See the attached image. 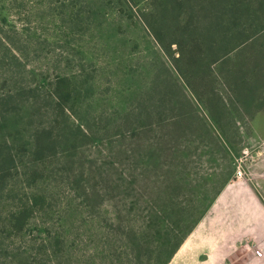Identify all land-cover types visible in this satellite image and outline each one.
Returning a JSON list of instances; mask_svg holds the SVG:
<instances>
[{
  "label": "trees",
  "instance_id": "1",
  "mask_svg": "<svg viewBox=\"0 0 264 264\" xmlns=\"http://www.w3.org/2000/svg\"><path fill=\"white\" fill-rule=\"evenodd\" d=\"M110 3L63 2L44 30L4 32L20 58L0 77V264H169L236 178L226 119L241 133L247 83L216 65L249 43L264 51V0H118L155 59L136 63L134 93L113 111L100 86L113 45L95 42L88 59L80 44ZM250 86L258 101L264 81ZM204 156L224 160L211 178L195 165Z\"/></svg>",
  "mask_w": 264,
  "mask_h": 264
},
{
  "label": "rangeland",
  "instance_id": "2",
  "mask_svg": "<svg viewBox=\"0 0 264 264\" xmlns=\"http://www.w3.org/2000/svg\"><path fill=\"white\" fill-rule=\"evenodd\" d=\"M117 1L111 0V6L103 7L100 11L98 38L89 36L85 41H80V44L83 46L82 52L84 51L88 59L92 58L90 47L95 42H98L100 47H102L103 42L106 40L113 45L112 59L109 56H105L101 65L105 73L101 75L100 86L103 88V98L106 99L105 105L109 108V111L122 108L131 99L134 93V68H137L136 63L143 60L150 61L152 58L155 59L151 40H149L145 33L143 34V31L135 22L136 20L138 21L137 15H134L133 21L125 19L123 13L126 8L120 9L116 7ZM63 2H66L68 9H72L71 11L73 12L78 10L80 6H83L84 10L88 11L89 0H0V77L6 74V62L13 63L20 58L18 52L8 44L4 37V32L11 30L13 25H17L19 28H38L44 30L47 22V18H42L44 13L52 9L62 8ZM41 22L43 25H41ZM84 27L87 26L85 25ZM140 33L142 34L141 37ZM84 36L79 37L82 39ZM261 37L258 36L259 40L264 39V34ZM249 44L246 47L248 50L246 55L241 48L234 55L235 57H228L226 61L218 63L216 70L217 72L225 73L232 69V71L236 72V76H240V74L244 76V82L247 83V85L244 83L243 87L245 90L243 92L245 91L248 94H240V105L244 107V111L241 109L244 114V128L241 130V133L238 134L237 129L232 127V118L228 119V121L226 119L229 125V133L231 132L233 140H236V143L232 147L236 166L240 163L246 174L244 178L236 177L232 180L243 179L245 181L246 193L251 194L249 197L258 199L259 204L263 203L264 205V94L261 93L259 96H256V100L258 101H247L248 96L252 97L249 91L254 89L253 86H250L251 80L264 81V51L261 53L256 46L252 45L249 47ZM55 46L57 48L58 45ZM124 47L129 50H124ZM44 56L43 52L39 51L29 56L27 60L23 59L22 61L29 62L26 63L29 67H32V64H35L34 60L43 58ZM32 60L34 62H31ZM134 61H136L135 64ZM48 75L51 80L56 77L55 72H50ZM219 88L221 91H225L223 87ZM223 161L222 158L216 161H209L204 156L200 160L198 159L195 165L200 166L198 169L200 174L211 178L212 175L210 173L213 170H219L218 167H220ZM204 180L205 184L202 183L201 187L204 190H208L207 187L211 186V183L207 182L206 179ZM216 187L217 184L210 187V190H215ZM259 208L256 207L257 213L264 214V208L261 212ZM249 242L248 250L250 253L252 251L254 253L256 247L264 249V244L260 243V241ZM250 253L246 255L248 258ZM246 256L242 259L245 260ZM250 259L254 260L256 258L251 256Z\"/></svg>",
  "mask_w": 264,
  "mask_h": 264
},
{
  "label": "crops",
  "instance_id": "3",
  "mask_svg": "<svg viewBox=\"0 0 264 264\" xmlns=\"http://www.w3.org/2000/svg\"><path fill=\"white\" fill-rule=\"evenodd\" d=\"M244 183L225 185L169 264H264V257L251 260L248 250L249 241L264 244V214L256 209L264 205L249 197Z\"/></svg>",
  "mask_w": 264,
  "mask_h": 264
},
{
  "label": "built area",
  "instance_id": "4",
  "mask_svg": "<svg viewBox=\"0 0 264 264\" xmlns=\"http://www.w3.org/2000/svg\"><path fill=\"white\" fill-rule=\"evenodd\" d=\"M235 176L238 178H244L246 176L245 174V170L242 168V166L237 165L236 167V172H235ZM253 258H263L264 257V249L262 247H256L254 249V253H253Z\"/></svg>",
  "mask_w": 264,
  "mask_h": 264
}]
</instances>
